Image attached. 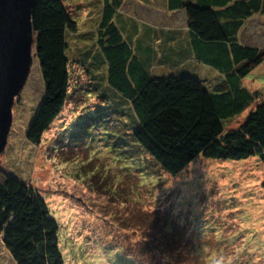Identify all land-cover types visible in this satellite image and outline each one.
<instances>
[{"label": "rangeland", "instance_id": "374dc122", "mask_svg": "<svg viewBox=\"0 0 264 264\" xmlns=\"http://www.w3.org/2000/svg\"><path fill=\"white\" fill-rule=\"evenodd\" d=\"M63 2L77 23L76 32L67 36V102L40 144L30 143L27 132L44 97L33 34L30 71L14 98L10 130L0 151V178L7 174L35 188L58 223L63 264H264L261 164L254 158L198 157L177 176L159 171L131 143L121 119L108 114L111 107L103 98L87 91L93 82L91 63L99 54L100 0ZM159 3L124 1L114 23L125 39L133 26L185 31V15L167 12ZM238 37L264 50V16L247 20ZM161 50L156 48L157 56ZM189 58L184 53L165 63L150 60L149 75H187L205 88L220 79L217 71ZM242 84L264 97V61ZM125 107L129 110L127 103ZM247 114L231 120L228 127L236 128ZM167 222L171 227L164 229ZM0 264H14L1 240Z\"/></svg>", "mask_w": 264, "mask_h": 264}, {"label": "trees", "instance_id": "16d2710c", "mask_svg": "<svg viewBox=\"0 0 264 264\" xmlns=\"http://www.w3.org/2000/svg\"><path fill=\"white\" fill-rule=\"evenodd\" d=\"M124 1L100 0L99 54L91 63L93 82L87 91L103 98L111 107L108 114L121 119L131 143L169 176H177L198 157L254 158L264 172V97L242 84L263 63L264 50L243 44L238 37L247 20L264 16V0H160L167 12L183 11L185 31L133 26L127 40L114 23ZM144 1L152 5V0ZM31 24L44 97L26 137L38 145L69 97L67 36L76 32L77 23L63 0H35ZM158 46L164 50L157 56ZM184 53L217 71L220 79L206 89L187 75L150 77V60L165 63ZM245 112L236 128L228 127ZM169 227L165 223L164 229ZM58 231L35 188L7 174L0 178V240L14 264H63Z\"/></svg>", "mask_w": 264, "mask_h": 264}, {"label": "water", "instance_id": "95a60500", "mask_svg": "<svg viewBox=\"0 0 264 264\" xmlns=\"http://www.w3.org/2000/svg\"><path fill=\"white\" fill-rule=\"evenodd\" d=\"M35 0H0V151L11 125V107L32 62L31 24Z\"/></svg>", "mask_w": 264, "mask_h": 264}, {"label": "crops", "instance_id": "0c3cea01", "mask_svg": "<svg viewBox=\"0 0 264 264\" xmlns=\"http://www.w3.org/2000/svg\"><path fill=\"white\" fill-rule=\"evenodd\" d=\"M177 12V11H176ZM183 13V11H181ZM172 14L175 13V12H171ZM184 14V13H183ZM185 15V14H184Z\"/></svg>", "mask_w": 264, "mask_h": 264}]
</instances>
